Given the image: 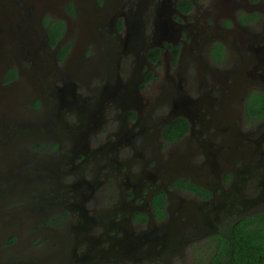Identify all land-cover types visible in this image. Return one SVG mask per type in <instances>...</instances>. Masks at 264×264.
Segmentation results:
<instances>
[{"label": "flooded vegetation", "instance_id": "flooded-vegetation-1", "mask_svg": "<svg viewBox=\"0 0 264 264\" xmlns=\"http://www.w3.org/2000/svg\"><path fill=\"white\" fill-rule=\"evenodd\" d=\"M93 1L43 15L41 80L29 63L3 74L20 93L0 184L28 190L2 213L0 235L20 216L27 237L0 264L206 263L216 236L264 217V0ZM132 17L141 56L119 43Z\"/></svg>", "mask_w": 264, "mask_h": 264}, {"label": "water", "instance_id": "water-1", "mask_svg": "<svg viewBox=\"0 0 264 264\" xmlns=\"http://www.w3.org/2000/svg\"><path fill=\"white\" fill-rule=\"evenodd\" d=\"M59 1L61 0H57V3L52 0H0V99L14 93L15 87L18 86L13 89L10 85L2 83L4 72L13 64L20 68L22 63H29L33 74L40 71L41 67H45V71L52 69L53 60L49 53L51 50H49L47 33L42 25V17L47 11H58ZM92 3L90 2V5H93ZM131 23H134V17L130 19L129 34L121 37L119 43L122 49L131 48L133 53L141 56L147 47ZM167 27L166 22L158 20L159 32L165 31ZM40 50L44 52L43 55L36 53ZM175 108L173 112L175 116L189 117L186 116L187 111L179 107L178 103L175 104ZM220 153L221 151L216 150L213 160H216Z\"/></svg>", "mask_w": 264, "mask_h": 264}, {"label": "trees", "instance_id": "trees-1", "mask_svg": "<svg viewBox=\"0 0 264 264\" xmlns=\"http://www.w3.org/2000/svg\"><path fill=\"white\" fill-rule=\"evenodd\" d=\"M48 34L49 44L53 45V33L48 31ZM59 34H62V30ZM15 77L14 69L7 71V81ZM250 106V103L246 106V112L256 113L257 110L250 109ZM261 106L264 112V103ZM254 221L252 224H248L249 221H240L227 229L224 236H216L213 239L215 248L208 261L203 264H264V217H256Z\"/></svg>", "mask_w": 264, "mask_h": 264}, {"label": "rangeland", "instance_id": "rangeland-1", "mask_svg": "<svg viewBox=\"0 0 264 264\" xmlns=\"http://www.w3.org/2000/svg\"><path fill=\"white\" fill-rule=\"evenodd\" d=\"M54 3H57V0H52ZM60 2V1H59ZM55 12H57L56 10H53ZM43 70L41 69L40 71H38L36 74V77L35 78H30V81L32 83H37L39 80H41V72ZM18 90L14 91V93H12L11 95H9L8 97L5 96V97H2L0 99V112L2 113L3 116H0V136H2V140L4 143H10V135L11 133L9 134L10 132V129H9V125H11V118L13 117V112H15V108L14 106L16 105V102H17V98H18V94L20 93L19 91L17 92ZM12 113L11 116H9L10 114ZM1 139V138H0ZM24 154H22V158L24 157L23 156ZM21 158V159H22ZM24 177H20L18 180H14L13 182L14 183H10L8 182V185H5V184H0V219L3 220V217H2V213H5L8 215L9 213V210L11 208H13V205H18V204H24V197L22 196V194L27 191V182H25V180L23 179ZM11 195V196H10ZM10 197H14L15 201L14 202H9V200H7V198H10ZM13 199V198H11ZM18 199H23L22 201L21 200H18ZM7 200V202H6ZM14 210V209H13ZM13 210L11 209V214H14L16 215ZM10 219V217H9ZM21 217L18 216V217H14L13 218V225H15V230L14 231H11L9 233H5L2 235H0V251L1 249H4L5 246L8 248V241L11 237H15L17 236L18 234L20 236H17L18 237V245H23L22 243H19L20 242H23L27 236H25L24 232L26 231V229L24 228H21V229H17L19 226H18V223H20L21 221ZM33 221H31L32 223ZM1 233V232H0ZM23 234V235H22ZM8 235V236H7ZM9 237V239L7 240V238ZM15 248H17V246L14 245ZM23 246H18V249L19 251H23L22 249ZM27 250V249H26ZM25 250V251H26Z\"/></svg>", "mask_w": 264, "mask_h": 264}]
</instances>
